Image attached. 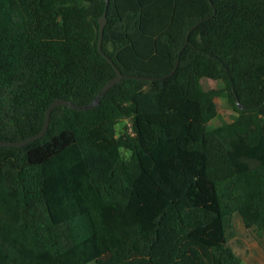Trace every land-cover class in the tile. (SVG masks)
Listing matches in <instances>:
<instances>
[{"label": "trees", "instance_id": "1", "mask_svg": "<svg viewBox=\"0 0 264 264\" xmlns=\"http://www.w3.org/2000/svg\"><path fill=\"white\" fill-rule=\"evenodd\" d=\"M104 11L132 77L0 147V264H241L225 218L264 226V0H0V140L114 75ZM203 79L232 122L208 126Z\"/></svg>", "mask_w": 264, "mask_h": 264}, {"label": "rangeland", "instance_id": "2", "mask_svg": "<svg viewBox=\"0 0 264 264\" xmlns=\"http://www.w3.org/2000/svg\"><path fill=\"white\" fill-rule=\"evenodd\" d=\"M201 83L204 88L215 89L216 91L213 98L218 112L216 117L209 122L208 126L216 127L222 123L232 122L237 116V113L228 100L227 92L221 89L223 88V84L220 81L206 79H203ZM123 125L130 126L128 121L124 120L118 123L116 127L119 130ZM225 227L227 231L231 232V235L227 234V244L234 252L236 250L240 253V258L242 259L241 264H264V243L259 242V239H264V226L261 229L257 227L246 229L243 226L240 215L234 213L226 216ZM249 242L252 243L247 244ZM254 252L257 254V259L251 260L250 256L252 253L254 254Z\"/></svg>", "mask_w": 264, "mask_h": 264}, {"label": "water", "instance_id": "3", "mask_svg": "<svg viewBox=\"0 0 264 264\" xmlns=\"http://www.w3.org/2000/svg\"><path fill=\"white\" fill-rule=\"evenodd\" d=\"M107 2H108V0H106V4H107ZM98 24H99V38H98V43H97V51L113 66L114 71H115L114 75L109 80H107L104 83V85L97 92L96 96L89 103H86V104H75V103H73V102H71L69 100L63 99V98H58V99L53 100L47 106V108L45 110V116H44L43 124H42V127H41L39 132H37L36 134H33V135L29 136V137H26L24 139H21V140H15V141H3V140H0V147H20V146L26 145L27 143H29V142H31V141H33L35 139H38V138L42 137L45 134V132L47 131L50 114H51L52 110L55 107L60 106V105H64V106H68V107H71V108H74V109H78V110H90V109L94 108L95 106H97L99 104L101 97L104 96L105 93L112 86H114L116 83H118L123 78L132 77L130 75L122 74L120 72V70L114 65V63L112 62L110 57H108L102 51V46H101L102 35H103L104 26L106 24L105 11L98 18ZM178 61H179V59L177 58L176 62L174 64V68L169 73V75L172 74L175 71V69L177 68ZM236 103H238V102L236 101Z\"/></svg>", "mask_w": 264, "mask_h": 264}, {"label": "crops", "instance_id": "4", "mask_svg": "<svg viewBox=\"0 0 264 264\" xmlns=\"http://www.w3.org/2000/svg\"><path fill=\"white\" fill-rule=\"evenodd\" d=\"M259 242L261 243V242H263L264 243V239H259ZM252 242H249V243H247V244H251ZM237 251L235 250V253H236ZM238 254V256L240 257V253L239 252H237L236 253V255ZM251 257V260H255V259H257V254H256V252H254V254L252 253V255L250 256ZM241 259V258H240ZM241 261H242V259H241Z\"/></svg>", "mask_w": 264, "mask_h": 264}]
</instances>
